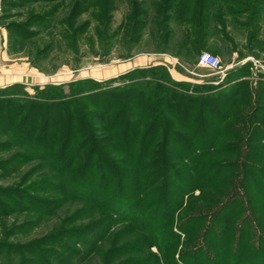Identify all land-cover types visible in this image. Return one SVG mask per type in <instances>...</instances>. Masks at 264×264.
Wrapping results in <instances>:
<instances>
[{"label": "rangeland", "instance_id": "obj_1", "mask_svg": "<svg viewBox=\"0 0 264 264\" xmlns=\"http://www.w3.org/2000/svg\"><path fill=\"white\" fill-rule=\"evenodd\" d=\"M134 1L147 4L155 0ZM65 2L64 8L60 7L54 17L57 33L45 31L32 38L33 45L21 46L18 38L10 35L6 26L12 22H21L24 15H20L26 14L27 10L48 11L56 2L52 5H29L26 8L6 6L5 9L2 8L0 16L3 65L0 79L7 77L12 82L0 87V264H21L23 257L27 262L34 261L35 264H159L157 260L162 263V259L168 264L169 257L175 261L181 260L185 255L183 252L187 250L182 243L190 235H172L177 233L180 220L184 215H207L213 210V206H207L197 199L199 192L213 195L210 189H199L198 182L209 181L208 176L202 177L201 168L212 161L233 165L231 153L236 151L233 148L239 146L237 152H243L246 147L243 146V136L246 129L254 124L247 118L252 114L256 91L260 83H264V5L262 8L259 5L250 7L251 11L258 10V18L249 12L246 14L247 21L240 17L230 22L228 20V37H224V41L220 39L219 33L212 29L207 48L188 52L190 48L182 47V30L175 24L170 25V28L174 29L173 36L168 42H163L161 29L155 24L156 18L150 6H147V16L141 18L145 25L138 41L125 43L127 36L124 29L115 37L109 38L120 25L127 28L128 0L115 2L110 29H105L106 39L103 38L102 41L97 40L96 22L92 11L86 10L75 23L85 24L87 27L81 32L74 46L69 47L60 34V23L64 22L69 12L70 0ZM245 22L247 26L244 29L238 27ZM30 30L42 31V28L35 26ZM252 31L256 32V38L248 42L247 33ZM51 41L55 43L54 47L40 55L44 45ZM202 52H208L220 59L222 68L219 73L197 66V59ZM14 63H26L32 70L24 74H7L5 66ZM156 67L161 69H155ZM176 67L181 69L183 74L177 72ZM190 67H196V71L193 72ZM135 69H147L148 75L134 72L130 77L128 73ZM174 70L178 74L174 73ZM6 74L8 76H5ZM124 75L126 76L121 78ZM149 79L159 81L168 89L185 95L186 99H197L201 106H207L209 111L195 110L192 119L186 121L183 116L185 109L174 114V118L173 113L169 114L168 110H165V98L157 100L156 94L153 98L154 84H142V81ZM86 80L109 83L101 88L87 82L80 83ZM71 83L75 86L71 87ZM172 83L176 85L173 86ZM130 84L146 93L143 102H132V96L136 94L135 91L132 92L133 88H127ZM59 85L61 88L55 90V94L59 96H52L59 99L60 102L56 105L62 106V109L60 105V108L57 106L61 113L58 109L49 111L50 122L44 132L41 129L42 117H37L34 123L32 120L31 126L24 130L20 121L29 109V102L45 104L49 100L45 92ZM238 87H243V90L236 94L235 89ZM115 91L117 96L114 100L111 96H104L106 92ZM127 96L130 100L126 101L127 111H123L122 104ZM160 96L162 94H159ZM245 99L247 102H244ZM240 111L241 120L238 123L236 119ZM69 113L74 115L72 120L80 129V134L77 140L68 145L71 155L61 157V161L54 160L53 152L58 148L64 150L60 148L63 139L58 141L57 138L54 142L50 134L57 132L63 135L66 131L65 118ZM198 115L209 126H201L203 131L199 133L194 130L200 127L199 119L195 118L196 122L194 120L192 123L193 117ZM156 116L159 118L155 129L157 139L148 153L155 152L153 154L157 166L147 170L149 166H144L147 157L142 158L145 140L140 144L131 138L127 143L122 139L128 130V136H134L136 124L144 129ZM257 116L258 113L254 121H257ZM58 119L60 124L52 125ZM258 119L261 129L264 130V114L258 116ZM224 120V124L220 126L219 123ZM234 123H237L236 127L239 129L237 135L243 138L240 144L232 139L236 133L231 134L232 131L226 130L220 134L221 127ZM36 124V132L41 130L46 133V138L41 140L40 145L31 147V151L42 156L43 160L31 156L28 147L24 148L19 142L28 140L26 135L32 133ZM128 124L136 126L129 129ZM168 131L185 135L188 141L185 145L182 144L183 146L168 142L166 148L172 154L171 157L176 159L171 160L173 158L168 157L166 163L164 158L159 156V152L167 151L165 147L160 148V144L164 132ZM25 132L26 135L23 136ZM262 139L264 141V135L256 133L254 141L248 144L249 150L257 151L262 159L254 160L255 165H264ZM205 141L209 145L213 144V147L209 148L208 145L205 148L202 145ZM195 144L197 149L199 145L202 146L194 155L197 156L199 152L204 154L197 171L195 166L182 159L183 156L179 152L184 147L185 150L193 151ZM125 152L132 157L124 156ZM217 153L222 154L217 156ZM102 156L107 158V166L102 164ZM93 157L95 162L90 165L89 161ZM80 162H83L81 165L86 170L85 174L81 169L82 175L79 176L78 170L70 175V168H75V164ZM164 165L171 168V172L165 175L162 172ZM125 169L127 172H123ZM172 171L179 179H183L185 184H180L179 180L172 176ZM150 173L157 177L150 183V191H147L144 189V183L152 179ZM230 174L226 176L227 180ZM77 181L84 183L86 188H93L90 200L73 197L78 196L75 191ZM194 187L196 188L192 190ZM217 188L220 191L225 190L220 186ZM20 193L22 198L19 197ZM161 193H165L166 201L159 206ZM12 202L20 204L21 208L12 205ZM33 202L41 204V210H37L39 206H35ZM179 203H182L181 207L176 211ZM186 204L190 205L193 211L186 210ZM32 206L36 209H31ZM229 213L223 212L220 218L211 222L218 232L222 220L228 218ZM241 218L238 214L231 224L238 225ZM207 223L208 219L203 222L202 227ZM98 224L101 230H94ZM71 230L72 233H68ZM196 231L199 232L198 228L190 229V233ZM40 241L53 245L40 246ZM7 246L11 251L5 250ZM29 246L31 252H21L24 247ZM212 246L216 247V250L219 249L213 240L203 246L202 256L206 260L212 258L216 261L212 264H224L225 260L233 261L232 255H228L226 259L219 257V254L214 255ZM192 262L196 263V260L192 259Z\"/></svg>", "mask_w": 264, "mask_h": 264}, {"label": "trees", "instance_id": "obj_2", "mask_svg": "<svg viewBox=\"0 0 264 264\" xmlns=\"http://www.w3.org/2000/svg\"><path fill=\"white\" fill-rule=\"evenodd\" d=\"M116 1L117 0H70L68 16L64 20V22L62 21L60 23V25L62 26L60 32L61 38L64 41H66V45L69 47H73L74 43L76 42L81 32L87 27V25L85 24L76 25L75 20L78 17H80L86 10L89 9L92 11V17L96 22L95 33L97 40L102 41L103 38L106 39L105 29L107 30L110 29V25L112 21V12L115 10ZM53 2H56V4L53 5L52 8H50V10L39 11L38 9L35 10V12L27 10L26 14L23 13L20 15L21 17H23L24 15V19L21 22H12L6 26L8 28L10 35H14L16 36V38H18L21 46H24L26 44L33 45L34 42L32 41V38L41 35L45 31L46 32L54 31L57 33L56 31L57 24L54 17L60 7L64 8L66 2L65 0H2L3 9H5L6 6L14 7V8H26L29 5L32 6L34 4H41V3L46 5L48 4L52 5ZM128 5H129V13L127 14L126 18L129 24L127 28L126 26H124L123 28V26L120 25L119 27H117L116 30L113 31V35L111 34L109 38L113 36L115 37L117 34H119L121 29H124L125 35L127 36V41L125 40V43L132 44L138 41L141 31L143 30L145 25V22H143L141 18L143 17L145 18L147 16L148 14L147 6H150L152 8L153 16H155L156 18L155 24L156 26H159L161 29L160 33L161 35H163V42L164 43L168 42V39H171V37L174 34L173 31L174 29L173 27L170 28V25L175 24L177 27H179L182 30L184 36L182 41V47L190 48L188 52L189 51L195 52L208 47L209 38H211L210 31L212 29H214L215 32L219 33V35L221 36L220 39L224 41L223 40L224 37L228 35L227 33L228 20L230 22L231 20L239 19L240 17V19L247 21L248 16L246 14L249 12L251 15L253 14L258 18L259 15L258 10L256 9L255 11H251L250 7L252 5L255 6L259 5L260 8H262L264 5V0H155L148 2L147 4L143 2H136L134 0H128ZM244 16L246 17L244 18ZM252 23L255 24L253 21ZM35 26L42 28V31H31L30 28H33ZM246 26H247L246 22L238 25V27L241 29L242 28L244 29ZM101 28H103V30ZM256 32L252 31L250 34L247 33L248 42L253 41L256 38ZM54 44L55 43H53L52 41L50 43H46L42 51H40V55L43 52L46 51L48 52L50 49H52L54 47ZM190 68L193 72L196 71V67H190ZM155 69H161V68L156 67ZM176 70L182 73L181 69L177 67ZM134 72H138L139 74L141 73L143 76L148 75L147 69H135L128 73L129 76L135 74ZM125 76L126 75L122 76L121 78H124ZM84 82L91 83L92 85L97 86V88H101L104 84L109 83V82L99 83L92 80H86L80 83H84ZM151 83L154 84L155 86V89L152 92L153 98L155 94H156L155 99L157 97V100L165 98L163 101L164 104L166 105L165 110L166 111L168 110L167 112L169 114L173 113L174 118L176 116L174 114H176L177 112L180 113L185 109L186 111L184 112L185 114L183 113L184 114L183 116L186 121L192 119V113L195 112V110L198 111L204 110L205 112L209 111V108L207 106L202 107L200 101H197V99L196 100L194 98L186 99L185 95L177 93L176 91H173L171 89H168V87H165L164 85H162V83H159V81L152 79L142 81V84H151ZM172 85L174 86L176 84L172 83ZM70 86L74 87L75 84L71 83ZM60 88L61 85L50 88V90H47L45 92L47 93V96H49V100L45 102V104L38 102L32 103V101L29 102V109L26 110L25 115H23V118L20 121V125L23 127L24 130H27V127L31 126V121L33 120L32 122L34 123L37 117L39 118L42 117L43 119V124L41 126L42 131L44 132V129L48 128V124L50 122V118L48 115L49 111L57 110L60 105V104L56 105L58 104L57 102L60 101H58L59 99H54L52 95H54L56 98V95L58 94L57 93L55 94V90ZM127 88L129 89L133 88L132 92L135 91L134 94L136 95L132 96L133 98L132 102L134 101L143 102V100L146 99L147 95L142 89H138L133 84L128 85ZM235 90H236V94H239L240 92H242L243 87H238ZM125 91L127 90H124V92ZM116 92L117 91L109 92V93L106 92L104 93V96L106 95L111 96V98H113L114 100L117 96ZM256 92L257 95L256 98H254V104L252 105V111H251L253 115L251 114L247 118L248 120L254 122V124L252 123L249 129H246V133L243 136L245 137L243 146L245 145L246 147H244L243 152L241 154L237 152L239 146L233 148L236 149V151L231 153L233 154L232 158L234 160L233 162L234 164L231 166L226 163L220 164L217 161H212L209 164H205V166L201 168L203 171V174H201L203 175L202 177L207 178L208 176L209 181L205 183L198 182L199 189H204V190L210 189L212 190L213 195H209L208 192H204V193L199 192L200 195L199 198L197 199L203 201L207 206H213V210L207 215L205 213H202V214H196L194 217L191 215L189 216L184 215V217H182L177 228L178 230L177 233H173L172 235L177 236V234L179 233L190 235L188 239L182 243L187 248V250L183 252V254L185 255L181 260L177 259L175 261L174 258L169 257L168 264H181V263L203 264V262L205 263L207 262V264H212V262L216 263V261H214L212 258L211 261L210 259L206 260V258L202 256V253H204L203 246L209 244L210 240L216 242V246H219L220 249V250L219 249L216 250L217 248L212 246L215 252L214 255L219 254L221 256L219 255L218 256L223 259H226L228 255H232V257L234 258L232 262H228V260H225L224 264H264V188H263L264 165H257V164L255 165L254 160H262V159L259 156V153H257V151L255 152L249 150V146H248V144L254 141L256 133H260L264 135V130L261 129L258 119V116L264 114V106L262 107V103L264 102V83H260ZM122 94L123 91L120 93V96ZM159 94H162V96L159 97ZM127 100L129 101L130 97L127 96V98H124L125 103L122 104L123 111H127V104H126ZM244 102H247V100ZM60 107L62 109L61 105ZM57 111L60 112L59 109ZM257 113H258L257 121H254ZM238 115H236L238 116L236 122L239 123L241 120L240 118L241 111L238 113ZM73 116L74 115L70 113L66 115L65 118L66 131L63 133V135L60 133L57 134V132L50 134L52 135L54 142L57 138L58 141H61L63 139L61 145L62 147L60 148L64 150H59L58 148V150L53 152L54 160L60 159L61 157L64 156L66 157L71 155L68 150V145L70 144V142H73L75 139L77 140L79 137L80 129L72 120ZM116 117L117 115L115 116V118ZM156 117L155 120L153 119V121H151L150 124L144 129L143 126H139V124H136L137 127L134 136H128L129 135L128 134L129 130H128V132L126 131L127 134H125L122 139V141L127 143V141L131 138L132 140H135L136 143H140V144L142 140H145L144 141L145 147L143 148L142 158L145 159L147 157V162L144 164V166L146 165L149 166L150 169L148 168L147 170H152L157 166L156 165L157 162L154 161L153 153L155 152L148 153L149 148L152 147L153 143L157 139L156 136L157 132H155V129L158 126L157 124L159 118ZM195 118L197 120L199 119L200 125L198 126L200 127L194 129L195 131L197 130L198 133L199 131H203V128H201V126L204 128L209 127L207 126V123H204L205 120L202 119V117H200L199 115L193 117L192 123L195 120ZM68 119H71V121H69ZM225 120L219 123L220 126L224 124ZM55 124L56 125L60 124V119L54 121L52 125ZM134 124L133 125L128 124L129 129H131L132 126L135 127L136 125ZM236 126L237 123H234L232 125L231 124L224 125V127H221L220 134H222L226 130L232 131L231 134L236 133L235 135L232 136V139H234L236 142H238V144H240L243 138L237 135L239 129ZM32 129L33 131L30 135H26V132L23 135V136L25 135L28 136L27 137L28 140L24 142L19 140V142H21L20 144L24 148L28 147L31 156L34 157L36 156L39 157L40 160H43V157L40 156L39 154H36L35 152L32 153L31 147H36L37 145H40L41 140L46 138L44 137L46 136V133H43L41 130L37 133L36 132L37 124ZM163 135H164L162 139L163 141L160 144V148L162 147L166 148L168 146V142H173L172 144L183 146L182 144L185 145L186 142L188 141L185 135H178V133L175 131L164 132ZM223 138L225 139L227 138L225 134H223ZM189 141H190V137H189ZM202 145L205 148H207L209 144L205 141L204 144ZM202 145H199V147ZM212 145L213 144H210L209 148H212L213 147ZM194 146L195 148L193 151L191 150L188 151L185 150V147L184 148L181 147L183 151L180 150L179 152L180 155L183 156L182 159L185 160L186 163L195 166V169L197 171L199 170V167L201 165L200 163L202 159L201 157H203L204 154L199 152L198 155L195 156L194 154L196 150H199V147L197 149V145L195 144ZM155 148L157 147L155 146ZM123 149H125V147H123ZM159 154L161 158H164L166 163L168 162L169 158H173L171 160L176 159L174 157H171L172 154L169 153L168 150L165 151L164 153L159 152ZM221 154L217 153V156ZM123 155L128 158L129 156L132 157V155H129L128 152L123 153ZM112 157L114 159V156ZM61 160L62 159H60V161ZM94 162L95 160L93 157L90 159L89 164L90 165L94 164ZM101 162L103 165L107 166V158L105 156L104 157L102 156ZM81 163L83 162H80V164H75V168L72 167L70 168L69 165L67 166V170H69L70 168V175H72V173L76 172L77 170L80 173L79 176L82 175L81 172L83 170L85 174L86 170L81 165ZM162 168H163L162 172L164 175L171 172V168L168 165H164ZM123 172H127V170L125 169ZM152 174L154 173H150V177L152 179L144 183L145 186L144 189H146L147 191H150V183H152V181H154L157 177V175H152ZM228 174L230 175L227 180L226 176ZM172 176H175L176 179L179 180L180 184H183L185 182L182 181L183 179H179V177L176 176L173 171H172ZM222 179L224 180L222 181ZM79 181H77L76 183V190H75L78 196L73 195V197L84 201L90 200L89 196L92 194L93 188L91 189L87 187L88 188L87 189L86 187H84V183L81 184V182ZM217 186L225 188V190L220 191L217 188ZM250 187L252 188L250 189ZM195 188L196 187H194L192 190H194ZM22 196L23 195L20 193L19 197L22 198ZM164 197H166L165 193L163 194L161 193V196H159L160 200L158 201L159 206H162V204L165 203L164 201L166 200ZM5 198L8 201L10 200L8 199V197ZM33 204L35 206L36 205L39 206L37 210H41L42 208L40 206L41 204H36V202H33ZM181 204L182 203H179V206L176 207V211L180 209ZM12 205L18 206L19 209L21 208L20 204H16L12 202ZM35 206H32L30 208L36 209ZM0 208H1V204H0ZM186 210L193 211L191 206L190 205L188 206V204H186ZM231 211L232 213H229ZM223 212L229 214H228V218L222 220V224L220 225V229L218 232L215 226L211 225V222L220 218V216L223 215ZM238 214L239 216H242L239 224L232 225L231 223L234 220V217H236ZM207 219H208V223L205 224L204 227H202L203 222H205ZM99 226L100 224L96 225L95 226L96 229L94 230L100 229L98 228ZM231 226L234 227L232 228ZM191 228H198L199 232L196 231L195 233H190ZM68 233H72V230ZM38 244L41 246L44 243L40 241V243ZM48 244L53 245V243H49V242L45 243L44 245H48ZM57 244L59 245V243ZM5 248H6L5 250L11 251V248L9 246ZM24 248L25 249H22L21 252L24 253L31 252V249L29 250L30 246ZM192 259H195L196 263H193ZM157 262L159 264H165V262L167 261L162 259L161 260L162 263H160L159 260H157ZM21 264H35V262L29 260L27 262V259L23 257V259L21 260Z\"/></svg>", "mask_w": 264, "mask_h": 264}, {"label": "built area", "instance_id": "obj_3", "mask_svg": "<svg viewBox=\"0 0 264 264\" xmlns=\"http://www.w3.org/2000/svg\"><path fill=\"white\" fill-rule=\"evenodd\" d=\"M2 12V0H0V16ZM197 66L207 69L213 73H219L221 70V61L217 56H214L208 52H202L197 59ZM2 53L0 43V71L2 70ZM191 73V72H188Z\"/></svg>", "mask_w": 264, "mask_h": 264}, {"label": "crops", "instance_id": "obj_4", "mask_svg": "<svg viewBox=\"0 0 264 264\" xmlns=\"http://www.w3.org/2000/svg\"><path fill=\"white\" fill-rule=\"evenodd\" d=\"M7 74H14V73H18V74H24L26 72H31V68L28 64L26 63H20V64H12V65H7L5 66ZM207 70V69H205ZM174 73H177L175 70L173 71ZM180 73V72H179ZM5 76H8V75ZM178 74V73H177ZM184 77V76H183ZM188 77V76H187ZM264 77V76H263ZM12 82H10V79L8 80L7 77H2L0 79V87L4 86V85H8L11 84Z\"/></svg>", "mask_w": 264, "mask_h": 264}]
</instances>
